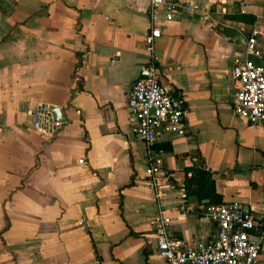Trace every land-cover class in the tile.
<instances>
[{
    "label": "crops",
    "instance_id": "0c3cea01",
    "mask_svg": "<svg viewBox=\"0 0 264 264\" xmlns=\"http://www.w3.org/2000/svg\"><path fill=\"white\" fill-rule=\"evenodd\" d=\"M180 1L193 9L163 25L156 53L162 85L187 109L186 133L153 145L167 176L156 192L126 111L148 60L149 0H0V264H165L158 211L186 245L215 228L209 199L186 196L193 166L264 228V123L235 115L231 75L253 28L264 65V0ZM42 105L63 111L52 136Z\"/></svg>",
    "mask_w": 264,
    "mask_h": 264
},
{
    "label": "built area",
    "instance_id": "2783aa9c",
    "mask_svg": "<svg viewBox=\"0 0 264 264\" xmlns=\"http://www.w3.org/2000/svg\"><path fill=\"white\" fill-rule=\"evenodd\" d=\"M193 6L180 0H149V27L144 36L143 49L148 60L140 68L126 98L128 120L136 138L146 147L147 182L156 192L166 179L160 173L159 159L153 145L162 135L185 136L187 109L183 100L161 83L159 57L156 43L164 24L172 21L180 11ZM206 16H202L205 19ZM260 32L253 28L244 44V58H235L231 75L238 81L232 98L236 116L250 124L264 123V65L255 58L261 55L258 38ZM41 123L46 124L47 134L52 136L61 126L52 120L47 105L38 108ZM161 152V151H160ZM193 161L199 163L198 157ZM84 164V160H79ZM190 177L191 172H186ZM208 216L215 221L211 236L186 245L175 238L170 230V218L158 211L152 220L159 256L165 264H255L264 248V228L260 221L238 202H222L209 206Z\"/></svg>",
    "mask_w": 264,
    "mask_h": 264
},
{
    "label": "trees",
    "instance_id": "16d2710c",
    "mask_svg": "<svg viewBox=\"0 0 264 264\" xmlns=\"http://www.w3.org/2000/svg\"><path fill=\"white\" fill-rule=\"evenodd\" d=\"M191 176L185 180L186 196L197 199H209L210 204H220L221 197L215 191V182L211 171L204 167H190Z\"/></svg>",
    "mask_w": 264,
    "mask_h": 264
},
{
    "label": "water",
    "instance_id": "95a60500",
    "mask_svg": "<svg viewBox=\"0 0 264 264\" xmlns=\"http://www.w3.org/2000/svg\"><path fill=\"white\" fill-rule=\"evenodd\" d=\"M47 108H48L49 112L51 113L53 121L60 122L61 124L64 123L65 118H64L63 111L61 108L56 107V106H48V105H47ZM206 201H208V200H206ZM245 209L248 210V208H246V207H245ZM255 264H264V263H255Z\"/></svg>",
    "mask_w": 264,
    "mask_h": 264
}]
</instances>
